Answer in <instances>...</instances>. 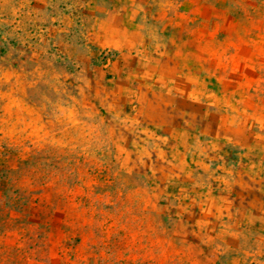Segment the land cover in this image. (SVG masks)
Instances as JSON below:
<instances>
[{"label":"rangeland","instance_id":"1","mask_svg":"<svg viewBox=\"0 0 264 264\" xmlns=\"http://www.w3.org/2000/svg\"><path fill=\"white\" fill-rule=\"evenodd\" d=\"M236 5L235 28L195 60L208 87L194 130L235 122L252 100L264 119V0ZM90 6L0 0V264H192L160 194L176 177L158 137L167 109L126 102L125 73L87 51Z\"/></svg>","mask_w":264,"mask_h":264},{"label":"crops","instance_id":"2","mask_svg":"<svg viewBox=\"0 0 264 264\" xmlns=\"http://www.w3.org/2000/svg\"><path fill=\"white\" fill-rule=\"evenodd\" d=\"M89 1L87 51H105L112 68L125 73L126 86H117L130 91L126 102L152 99L167 109L166 118L157 116L158 137L170 146L176 177L171 190L160 194L171 199L174 230L188 233L189 261L264 264V126L258 127L264 119L258 101L233 123L219 116L216 124L193 129L196 92L208 87L195 60L222 27L235 28L237 0ZM199 172H207L204 179L195 176Z\"/></svg>","mask_w":264,"mask_h":264},{"label":"trees","instance_id":"3","mask_svg":"<svg viewBox=\"0 0 264 264\" xmlns=\"http://www.w3.org/2000/svg\"><path fill=\"white\" fill-rule=\"evenodd\" d=\"M58 7H65V4L60 2V3H58Z\"/></svg>","mask_w":264,"mask_h":264}]
</instances>
